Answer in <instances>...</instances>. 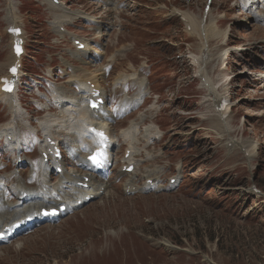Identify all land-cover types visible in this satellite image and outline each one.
Wrapping results in <instances>:
<instances>
[{
    "label": "rangeland",
    "instance_id": "1",
    "mask_svg": "<svg viewBox=\"0 0 264 264\" xmlns=\"http://www.w3.org/2000/svg\"><path fill=\"white\" fill-rule=\"evenodd\" d=\"M12 1L26 49L20 58L22 82L14 91V98L21 100L19 115L12 112L0 90V177L10 190V200L7 193L2 201L19 199L12 189L17 177L39 185L37 173L30 168L41 158L45 138L40 122L48 114L39 105L50 104L49 112L57 118L66 115L59 114L54 88L71 96L95 76L108 94L110 109L119 106L127 90L131 95L138 91L135 80L120 84L121 76L137 74L147 82L148 92L139 107L112 126L120 145L116 144L111 175L103 180L108 191L0 244V264H264V21L255 19L257 12L263 13L264 4L252 7L247 0ZM7 3L0 0V84L8 74L13 51L6 29ZM61 10L72 15L57 19L55 14ZM82 15L85 20L77 18ZM72 18L73 26H67ZM63 25L69 30L65 35ZM210 28L220 33L206 35ZM104 30L107 36L101 34ZM75 36L89 40L90 47H84L90 52L76 48ZM99 40L101 44L96 43ZM205 40L207 62H201L198 57ZM100 45L107 52L102 58L97 55ZM207 83L215 92L209 91ZM223 99L233 104V112L225 119L228 131L219 127L215 112ZM144 114L146 120L137 135L139 166L134 181L146 189L128 192L125 184L130 177L120 172L127 164L129 146L120 131ZM12 122L23 136L21 148L16 135L5 129ZM150 124L157 125L162 135L148 142L142 136ZM53 130L54 138L60 140L64 132ZM233 139L238 141L229 146ZM60 142L65 152V136ZM238 142L244 151L243 144L248 145L250 158ZM65 158L66 171L71 162ZM147 171L152 174L145 175ZM58 175L51 170L53 183ZM63 176L58 182L66 179ZM147 178L159 179L161 187L152 190ZM172 178L176 182L171 183ZM253 183L260 193L251 190ZM7 213L2 211V217Z\"/></svg>",
    "mask_w": 264,
    "mask_h": 264
},
{
    "label": "bare ground",
    "instance_id": "2",
    "mask_svg": "<svg viewBox=\"0 0 264 264\" xmlns=\"http://www.w3.org/2000/svg\"><path fill=\"white\" fill-rule=\"evenodd\" d=\"M47 1L53 3V0H47ZM247 3L252 4V7H255L256 5L261 6V4H264V0H247ZM7 4H8L7 22L9 24L6 29L10 30L12 27L16 26L17 17H16V10L14 7V2L12 0H8ZM107 4L109 3L107 2ZM55 15L57 19H60L61 17L64 18L69 15L71 16L72 14L71 13L67 14L66 11L64 12L62 11V13H58ZM255 15H256L255 19L264 21V11L263 13L257 12V14ZM75 16L73 15L74 18ZM74 18H72V20H74ZM60 26H58L56 30L60 31ZM207 31H209V33L207 32L206 35L209 34L217 35L220 33L215 31L213 28H210ZM102 34H105V32ZM74 38L75 40H79L77 37ZM86 42L87 41H85V39H81L80 41V43L83 44V50L85 52H87L88 50L87 48L90 47V45ZM97 42L98 44H101L99 43L101 42L100 40ZM203 42H204L203 53L201 54V57H198L199 59L201 58V62L206 61L204 56L206 54V49L208 48V40H205ZM84 46H86L87 48H85ZM99 47L100 48L98 49L97 55H100L99 58H102L106 55V52L104 51V47L102 45H100ZM12 48H13V43H12ZM15 59L16 56L12 52L11 57L8 58V64L9 65L14 64ZM128 78L136 81V85H138V91H136L134 95L125 92L120 100L119 108H116V110L110 109L109 107L104 105H102L99 109H91L89 107V100L86 99L88 97V94L100 88L99 84L97 83L98 79L95 76L91 77L90 79L86 78L87 79L86 84H84L83 86H79V90L72 93L71 96L68 95L66 91L60 90V88L53 89V94L57 101L56 105H58L60 108L59 114L60 115H64V113L66 114L64 115L63 118H57V116L49 112L50 110H52L50 104L40 103L39 106L43 110H46L48 114V117L46 118L47 116L46 115L44 119L40 122L42 129L45 131V138L43 139L44 142L41 144L42 145L41 158H39L37 164L31 163L32 165L30 166L31 171L35 170V172L37 173V182H39V185L38 184L29 185L23 178L17 177L18 180L14 181L13 182L14 184L20 180H24L25 182L24 183L23 181H20L18 184L15 185L13 184V187H17V189L13 187L12 189L16 192V199L18 197L19 199L16 202H11L7 200L2 201L6 197L7 193H8V198L10 197V190L4 187L3 185L4 179L3 177H0V187H3L5 189V191H0V201H1L0 226L2 227L11 226L14 222L24 220L28 216L35 217L36 218L35 223L40 222L41 220L38 219H42L40 213L44 208H49V207L59 208L61 205H66L65 212H67L71 209H74L75 207H78V201L85 202L88 195L97 196L98 194H100L101 189H104V191L106 190L108 191L109 185L103 181L104 179L100 177L99 174L98 176H96L93 173H90L88 170H86V173H79L80 170L76 171L75 165L76 163H82L81 165L87 164V160H86L87 156H84L82 152L84 151L92 152V150L95 148V145H97V140L100 139L99 137L100 130L101 131L103 130L107 135V138H105V142L107 143L106 151L108 153L107 160L114 159V156L116 154L115 151L116 144L118 145L120 144L117 138L115 137L116 135L113 134L112 131L113 128L110 125V120L115 119L114 114L118 116V113H121L124 110L127 111L132 106L139 105L141 103L143 96L148 92V90H146L147 82L145 81V79L137 77V74L135 75L131 74L129 76L124 75L119 77L117 80L120 84H123V82L127 84ZM209 83H207L208 86L210 87L209 91L211 90V92H215L214 89L211 88ZM1 87L2 85L0 84V90H2ZM100 90L103 94L100 97H107V95H105L106 91L102 88ZM1 93L3 95V98L5 99V102H9L12 108V112L15 115L16 114L19 115L18 107L21 105V100L19 98H14L13 93H5V92H1ZM215 110H216V114H218L217 120L219 121V127L220 128L223 127L225 131H228V129H226L225 127L226 122L224 115H226L227 113L231 114L233 112V104L229 103L224 110H218V109ZM140 118L141 120L138 122L132 121L130 126L128 128H125L126 129L125 132L123 131L124 129L120 131L121 138H123V141L128 144L129 152H130V155L126 159L125 163H127V166H129L132 163H134L135 165L134 170L130 174L125 172L123 170V167L120 172L121 174L128 175L130 177L127 183L125 184V188L129 192H136L137 190H141L144 188V186L139 187L138 185H136L134 181L137 168L139 166V163L135 159L136 152L138 151L137 143L139 141L137 135L139 133L140 124L144 120H146V115L144 114V116H140ZM49 119H52V122H48ZM66 119H68L69 124L66 123ZM14 125L16 126L15 122H12L5 129L6 131L9 132V134L14 133L16 135L15 138L18 140L19 143H21L20 146L22 147L23 136L20 133L19 134L16 133L17 131L14 129ZM53 129H57L58 131L64 132L62 134L63 137L60 140L64 139L65 136V139L67 141V144H65V146L67 147V149L71 150L73 155L76 156L75 157L76 159L74 161H70L71 168L67 169L66 171L64 170V166H63L65 162V158L62 157L61 159H59L54 156L53 153L54 145L51 144V142L49 141V140H56L54 138L56 130ZM224 133L225 132L221 134ZM156 134L162 135V130L157 125L155 126L153 124H150L146 126L145 133L142 137L145 138L148 142H150L151 139L154 138V136H156ZM60 140L58 144L60 143ZM235 141L238 140H234V139L229 140L228 144L233 143V145H235L236 144ZM240 142H238L237 145L239 144L241 149L244 151V149L246 148H242ZM243 145L247 147V151L244 152L246 156L250 158L251 152H249L248 150L249 148L248 145L247 144H243ZM229 146L232 145L229 144ZM150 155L151 154L148 153V158L151 157ZM45 158H48L49 162H47ZM125 165L126 164H124V166ZM61 166L63 167V172L61 175L57 176V178L58 180H61L62 176L64 175L63 177L66 179H64L62 182H58L57 180L56 183H53L51 181V178H53V176H49L50 172L53 168L56 169L57 167H61ZM50 168L51 170L48 171ZM156 169L160 170V168H156ZM72 172H75L76 175L74 176L71 175ZM99 172L101 175L106 174L108 172V166L106 163H104L101 166ZM151 172L152 171L149 172L147 171L145 175L147 174V176H150L152 174ZM179 174H180V170H179ZM87 177L89 179L87 181L88 187L81 186L79 183L84 182ZM158 182L159 180L156 181V183H154L153 185L152 184L150 185L147 184V185L149 186V188L158 189L161 187V185ZM147 185L145 187H147ZM33 186H37V187H33ZM56 187L60 188L61 190L58 191ZM2 211H7L8 212L7 216L2 217L1 215ZM166 245L173 246V243L167 242Z\"/></svg>",
    "mask_w": 264,
    "mask_h": 264
}]
</instances>
